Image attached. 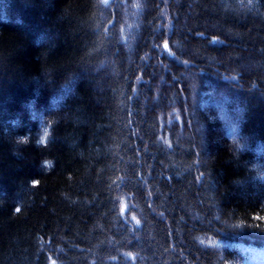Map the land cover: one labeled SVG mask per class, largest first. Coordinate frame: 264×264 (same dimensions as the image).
Returning a JSON list of instances; mask_svg holds the SVG:
<instances>
[{"label": "trees", "instance_id": "1", "mask_svg": "<svg viewBox=\"0 0 264 264\" xmlns=\"http://www.w3.org/2000/svg\"><path fill=\"white\" fill-rule=\"evenodd\" d=\"M0 264H264V0H0Z\"/></svg>", "mask_w": 264, "mask_h": 264}, {"label": "rangeland", "instance_id": "2", "mask_svg": "<svg viewBox=\"0 0 264 264\" xmlns=\"http://www.w3.org/2000/svg\"><path fill=\"white\" fill-rule=\"evenodd\" d=\"M110 2L111 0H103L104 5H107V6L110 4Z\"/></svg>", "mask_w": 264, "mask_h": 264}]
</instances>
